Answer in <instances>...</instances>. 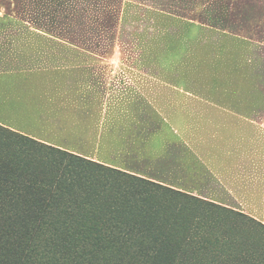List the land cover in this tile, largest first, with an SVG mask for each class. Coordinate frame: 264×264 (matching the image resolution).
Segmentation results:
<instances>
[{"label": "rangeland", "instance_id": "rangeland-1", "mask_svg": "<svg viewBox=\"0 0 264 264\" xmlns=\"http://www.w3.org/2000/svg\"><path fill=\"white\" fill-rule=\"evenodd\" d=\"M27 4L0 0L10 19L0 25V232L32 210L28 189L6 187L33 180L9 161L15 131L161 185L149 198L162 220L150 227L180 264H264V0H121L112 44L83 21L60 20L70 40L46 33ZM180 83L194 94L184 106L203 109L197 131L178 119ZM216 112L253 119L234 114L225 128ZM221 153L236 170L232 193L213 185ZM166 188L196 199L178 204Z\"/></svg>", "mask_w": 264, "mask_h": 264}, {"label": "trees", "instance_id": "trees-1", "mask_svg": "<svg viewBox=\"0 0 264 264\" xmlns=\"http://www.w3.org/2000/svg\"><path fill=\"white\" fill-rule=\"evenodd\" d=\"M81 1L86 6L79 7ZM120 2L28 0L27 5L31 21L46 33L70 40L74 32L55 31L62 25L70 28V24H64L68 22L60 20L67 19L72 26L83 21L87 32L101 44H112L120 19ZM7 134L15 145L9 161L20 176L28 173L33 180L13 181L6 187L13 190L21 185L36 200L29 202L28 196L23 208L32 210L26 211V216L23 209L20 212L26 226L18 216L15 226L5 230L7 233L0 232V264H159V260L180 264L176 252L168 249L164 233L150 227L162 220L161 207L151 203L156 190L163 189L161 185L15 131ZM166 189L172 201L179 198H174L178 204L189 197ZM5 217L0 206V218ZM118 245L126 247L127 256L122 255Z\"/></svg>", "mask_w": 264, "mask_h": 264}, {"label": "crops", "instance_id": "crops-1", "mask_svg": "<svg viewBox=\"0 0 264 264\" xmlns=\"http://www.w3.org/2000/svg\"><path fill=\"white\" fill-rule=\"evenodd\" d=\"M10 21V19H8V18H6V17H4V16H1L0 17V25H4V23L5 22H9ZM195 27H197L196 25H195ZM222 34H225V33H223V31H222ZM39 37V39L41 40V35H39L38 36ZM224 37H226V38H224L225 40V43L224 44H226L227 42H226V40H228L231 36H229L228 34H225V36ZM35 38H36V36H35ZM233 38V37H232ZM196 41V40H195ZM195 41H193V44L195 43ZM1 45L3 44V42H1L0 43ZM228 46V45H227ZM17 49L15 50L16 52H18L19 51V49H20V47H19V45H18V43H17ZM6 49H7V46H6ZM35 49V48H34ZM33 50V49H32ZM68 52H71V49H68ZM77 53V52H76ZM1 60V62H2V59H4V58H0ZM81 59V58H80ZM84 59V57L82 58V60ZM25 62V61H24ZM33 62V61H32ZM5 62L3 61L2 62V64H4ZM5 77H7L6 75H5ZM3 86V85H2ZM5 86V85H4ZM180 87H182V88H180ZM177 90V92H178V95H179V100H180V102H179V108H177L176 109V111H177V114H178V119L180 120V122L181 121H186V125H185V127L186 128H188L190 125H192V127L194 128V130L196 129V131L198 130L197 128V126H198V121L200 122V120H201V114H202V112H203V109L202 108H199V107H197L193 102H191V105L192 106H190L189 104H187V106L185 107L184 106V103H183V101H185L186 99H188L189 97H192L193 98V93L191 92V91H189V90H187V85H186V83H180V85H178V89H176ZM184 97V98H183ZM5 99V98H4ZM190 99V98H189ZM217 110L218 109H220V107H219V105L217 106V108H216ZM222 111V110H221ZM234 114H238V113H234ZM234 114H233V116H230V113H227V114H225V113H223V112H219V113H217L216 112V114H215V116L214 117H212L211 116V120H215L216 122L218 121V122H221L222 124H224L223 125V127H225V128H229V124L226 122V121H230V120H236L235 118H236V116H234ZM238 116H239V120L241 119V121H242V118L244 119V120H252L253 118L251 117V116H247V117H243V115L242 114H238ZM235 117V118H234ZM253 117H254V119H256V116L253 114ZM246 118V119H245ZM5 119V118H4ZM213 124H215L214 122L210 125L211 126V128H212V126H214ZM218 127V126H217ZM218 129V128H217ZM212 131H213V129H212ZM214 138H215V136H214V134L212 135V141H211V143L214 141ZM209 142V141H208ZM206 148L208 147V145H206L205 146ZM214 148V147H213ZM212 148V149H213ZM208 150V149H207ZM206 150V151H207ZM219 158V160H220V162H222V163H220V165L219 166H216L217 168H215V167H212V170H211V172H212V177H217V178H219V179H217L218 180V183H213V185L215 186V185H218V186H216V187H221V186H224L225 187V185L224 184H230L231 183V181L232 180H234V177L236 176L235 174H236V170L234 169V167L233 168H229V166H228V162H227V160H228V155L227 154H225V153H221V156L220 157H218ZM214 169H216V170H214ZM215 177V178H216ZM221 178V179H220ZM230 182V183H229ZM225 189H226V191L227 192H231L232 193V191L230 190V186L229 185H226V187H225Z\"/></svg>", "mask_w": 264, "mask_h": 264}]
</instances>
